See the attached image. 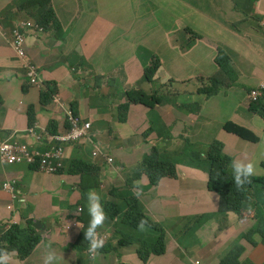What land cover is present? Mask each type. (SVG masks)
Listing matches in <instances>:
<instances>
[{
  "label": "crops",
  "instance_id": "0c3cea01",
  "mask_svg": "<svg viewBox=\"0 0 264 264\" xmlns=\"http://www.w3.org/2000/svg\"><path fill=\"white\" fill-rule=\"evenodd\" d=\"M50 1L59 17L57 25L43 20L48 29H30L25 46L27 58L38 69L39 82L56 80L62 88L58 101L44 107L40 104L42 88L30 84L11 47L19 22L28 20L42 27L37 22L38 6L32 0H0V60L9 59L5 67L8 76L0 73L5 78L0 79V136L18 133L23 141H29L25 134L30 105L36 107L38 132H48L51 120L62 131L67 123L61 105L76 102L81 119L104 136L113 163L93 159L89 174L82 178L74 172L78 160L67 147L63 170L57 175L27 165L0 164V224L42 223L41 243L30 257L21 260L16 252L6 250L12 253L11 264H43L49 248L64 256L68 264H142L137 255L139 244L129 237L137 233L152 240L155 234L147 229L133 232L123 225L114 227L115 197L106 175L122 178L120 172L134 171L153 148L164 155H180L191 144L203 153L214 141L222 143L224 153L236 160L256 159L253 153L259 145H249L222 125L233 120L257 133L261 144L264 120L249 112L248 96L234 102L225 114L219 97H232L243 93L242 88H258L264 82V0ZM113 1L116 4L110 7ZM98 5L103 10L96 14ZM92 23L100 32L102 27L116 25V44H96L85 25ZM217 57L225 60L224 67L216 63ZM15 60L18 63L12 67ZM156 60L160 67L154 81L147 83L145 69ZM19 74L25 78L13 79ZM203 86L221 88L220 94L206 97L198 93ZM129 90L157 94L162 103L153 112L141 105L131 106L124 124L111 120L106 108L126 104L124 93ZM150 120L155 132L146 135ZM176 170V179L165 178L153 188L146 176L131 178L146 215L165 232L167 254L152 258L150 264H193L189 252L199 256L207 244L212 246V259L202 264H219L238 241L243 249L241 264H264L260 237L240 238L256 227L251 208L241 216L229 214L226 220L216 218L203 225L187 220L188 227L198 231L190 241L185 231L176 234L181 219L218 211V198L208 191L206 174L187 168L181 160ZM10 180H17L13 192L2 189ZM90 190L100 194L108 215L101 232L105 243L95 258L80 232L85 223L78 221L73 211ZM83 219L90 223L88 201Z\"/></svg>",
  "mask_w": 264,
  "mask_h": 264
},
{
  "label": "trees",
  "instance_id": "16d2710c",
  "mask_svg": "<svg viewBox=\"0 0 264 264\" xmlns=\"http://www.w3.org/2000/svg\"><path fill=\"white\" fill-rule=\"evenodd\" d=\"M35 5L38 6V24L44 29H48V26L43 24L45 20L47 23L52 22L57 25L58 20L55 19V11L51 6L50 0H32ZM116 1L110 3V7L114 6ZM18 10H21L20 6H17ZM105 9V7H104ZM103 7L98 5L96 8V14L101 13ZM34 17L37 18V14L34 13ZM27 19V17H26ZM25 22H28L26 20ZM20 23V22H19ZM22 23V22H21ZM216 63L220 67L225 66V60L223 58H216ZM160 67V62L156 60L151 66L146 67L144 73V80L148 83H152L155 74ZM25 88V87H24ZM62 88H60L58 81H45L43 88L40 92V104L42 106H48L51 103L58 101V96L61 94ZM218 92L217 88H200L198 93L212 96ZM126 104L108 106L106 113L113 121H119L124 124L127 122V116L130 107L133 105H143L153 112L157 105L162 103V99L157 95H149L140 90H129L124 93ZM63 110L64 107L61 105ZM78 103L73 102L67 106L72 110L73 116L79 120L78 127L83 128V121L78 113ZM59 106H55L58 109ZM249 112L259 115L264 120V90L261 96L249 106ZM28 125L33 127L37 123L36 107L30 105L27 110ZM67 127L70 131L74 130V126L70 123L66 117ZM223 129L229 133L237 135L239 138L249 141V145H259L260 138L257 133L238 125L232 121H227L223 124ZM48 132L50 134H56L58 132V125L54 120H51L48 124ZM155 132V123L150 120V129L146 135H150ZM7 135L0 136L5 138ZM68 148L72 152V158L78 160V166L75 167V173L79 174L82 178L89 174L92 166V160L95 156L103 151H107L105 146L104 136L96 133L93 130L88 131L82 138L77 141H71L68 143ZM183 161L188 167L195 168L205 172L208 175V190L217 195L219 198L218 213L215 215H206L203 217H192L189 219H181L178 223V231H185L187 240L190 241L196 237L197 230L188 227L187 220L203 225L206 222L212 221L216 218L226 220L230 213L241 215L246 211L249 206L247 201L249 200L246 195V191H238L233 186V173L231 166L233 159L224 154V145L220 142L214 141L207 149L205 153H200L194 149L191 144H188L182 154H162L157 148H153L151 154L145 156L143 161L134 171H123L118 174L106 175V178L110 181L112 192L115 197V204L113 207V221L114 227L118 229L122 225L129 231L138 232L137 227L141 219H146L148 222L147 230L155 234L154 239L147 238L144 240L138 236L137 233L130 236L129 239H136L139 248L137 255L142 264H150L152 258H160L167 254V246L165 241V234L163 229L154 224L146 215V211L142 203L138 200L136 192L138 189L132 185V176L135 179H141L143 175L147 176L150 187H156L161 180L165 178L176 179L177 171L176 165L179 161ZM0 164L5 167L13 166L10 164H3L0 160ZM264 171V161L261 164ZM219 173V176H217ZM248 190L253 191L255 195V204L252 209L256 212L257 226L254 231L242 237V239H250L251 236L259 235L262 238L261 243L264 245V174L252 181ZM139 192V191H138ZM4 224H0V249H9L16 251L18 257L21 260H26L34 251L35 248L41 243L40 230H42V223L35 222L34 220H27L23 225H11L8 229H4ZM199 247H203L200 243ZM211 245L207 244L203 247L204 251L196 256V254L189 252V259L202 264L204 260L212 259ZM200 252V249H198ZM243 253V249L240 247V242L234 243L233 248L228 252L224 259L219 261V264H241L239 262ZM245 264H253L246 262Z\"/></svg>",
  "mask_w": 264,
  "mask_h": 264
},
{
  "label": "clouds",
  "instance_id": "9594fccd",
  "mask_svg": "<svg viewBox=\"0 0 264 264\" xmlns=\"http://www.w3.org/2000/svg\"><path fill=\"white\" fill-rule=\"evenodd\" d=\"M34 25L32 27L30 26H27L24 28L23 30V34L21 36L22 38V42L21 44L19 45L18 49H17V52L15 53L14 51V54H15V57L21 61L23 63V66H24V70L26 71V76L27 78L29 79L30 81V84L33 85V86H38V87H41L43 88V84H41L39 82V79H38V69L37 67L27 58L26 56V52H25V46H26V37H27V32L30 30V29H35V30H40L42 31L44 28L41 27V28H37L35 26V22H32ZM19 24H28V22H20L18 23L17 25ZM16 27V26H15ZM218 58V57H217ZM155 62V61H154ZM153 62V63H154ZM157 73V72H156ZM156 75V74H155ZM155 79V78H154ZM154 81V80H153ZM148 83V82H147ZM202 88H207L205 86H203ZM200 89V88H199ZM198 89V90H199ZM218 89V92L216 94H213L212 96H215V95H219L220 94V89L221 88H217ZM246 89V96H248V100H249V106L252 102L256 101L262 94V91L264 90V82L258 87V88H244ZM251 91V93H249V91ZM141 91V90H140ZM144 92V91H143ZM146 93V92H145ZM148 94V93H146ZM149 95H153V94H149ZM204 95V94H202ZM206 97H208L207 95H205ZM212 96H209V97H212ZM221 96V95H220ZM224 98H228L226 97L225 95H223ZM236 96V95H235ZM234 97V96H232ZM161 98V97H160ZM161 105V104H160ZM134 106V105H133ZM143 106V105H141ZM159 106V105H157ZM156 106V107H157ZM145 107V106H144ZM147 108V107H146ZM156 109V108H155ZM259 116V115H258ZM262 118V117H261ZM227 121H232L234 123H236L235 121L233 120H227ZM225 121V122H227ZM224 122V123H225ZM223 123V124H224ZM238 124V123H236ZM240 125V124H238ZM37 126V125H35ZM243 126V125H241ZM245 127V126H243ZM222 128H223V125H222ZM248 129V128H247ZM224 130V129H223ZM250 130V129H249ZM48 131V130H47ZM252 131V130H251ZM227 132V131H226ZM253 132V131H252ZM229 133V132H228ZM232 134V133H231ZM10 135V134H9ZM235 135V134H233ZM8 136V135H7ZM6 136V137H7ZM237 136V135H235ZM5 137V138H6ZM238 137V136H237ZM239 138V137H238ZM3 139V138H2ZM241 139V138H240ZM243 140V139H241ZM246 141V140H244ZM249 142V141H248ZM212 144V143H211ZM210 144V145H211ZM208 145V147L210 146ZM68 147L65 146L64 149H62L61 153L59 156H54L53 158H47L45 156H40L38 158H36L34 160V162L31 164V166L29 167H32L44 174H47V175H57L59 174L62 170H63V164H64V161L66 159V148ZM207 147V149H208ZM206 149V151H207ZM205 151V152H206ZM203 152V153H205ZM202 153V152H200ZM151 154V153H150ZM225 154V153H224ZM226 155V154H225ZM148 156V155H147ZM228 156V155H227ZM230 157V156H229ZM99 158H103L106 160V162L108 164H112L113 163V159H111L107 152L106 151H103V152H100L98 153L96 156H95V159H99ZM232 158V157H231ZM233 159V162H232V168H233V186L236 190L242 192V191H246V195H247V198L249 199L247 201V204L249 206V208L252 209L253 205L255 203H250V198L248 197V195L250 193H253V191L251 190H248V186L249 184L254 181L255 179L261 177V169H262V166L259 165V164H256L255 163V160L256 159H251L249 157H245L244 160H236L235 157L232 158ZM1 160V159H0ZM235 160V161H234ZM143 161V160H142ZM264 161V159L261 160V163ZM141 164V163H140ZM19 165H26V164H19ZM28 166V165H27ZM177 166V165H176ZM186 166V165H185ZM139 167V166H138ZM137 167V168H138ZM187 168H191V167H188L186 166ZM192 169H195V168H192ZM195 170H198V169H195ZM177 171V170H176ZM198 171H201V170H198ZM263 171V169H262ZM203 172V171H201ZM204 174H206L205 172H203ZM263 174H264V171H263ZM207 175V174H206ZM145 176V175H143ZM217 176H219V173H217ZM147 177V176H146ZM208 177V175H207ZM5 183V182H4ZM3 183V184H4ZM2 184V189L3 190H6V191H9V192H13L14 191V188H15V185L12 186L11 188H5ZM207 189H208V183H207ZM209 191V190H208ZM210 192V191H209ZM211 193V192H210ZM139 192L137 191L136 192V195L139 196ZM213 194V193H211ZM254 194V193H253ZM215 195V194H213ZM217 198L218 196L215 195ZM255 196V195H254ZM24 201V200H23ZM88 201V212H89V217L91 218L90 220V223H86L85 220L83 219V216H84V209L86 208L87 204H85V202ZM256 202V200H255ZM85 206V207H84ZM218 206H219V198H218ZM248 208V209H249ZM247 209V210H248ZM246 210V211H247ZM73 211L75 214H77L76 216V219L78 221H84V226H82L80 228L79 224L77 223V227L80 228V232H81V235H82V238L84 239V241L89 245V253L93 256V258H95L96 255L99 254V251L103 249V246H104V243H105V240L104 238L101 236V232L104 230V228L106 227V224L108 223V215L105 211V208L102 204V201H101V196L99 193H97L95 190H90L88 195H87V198H84V200H82V203L81 205L79 206H76V207H73ZM244 211V212H246ZM243 212V213H244ZM252 212L253 214H255V220H256V212H254V210L252 209ZM218 211L215 213L217 214ZM242 213V214H243ZM215 214H208V215H215ZM230 214H234V213H230ZM241 214V215H242ZM237 215V214H235ZM241 215H238V216H241ZM206 216V215H205ZM148 217V216H147ZM203 217V216H202ZM215 220V219H214ZM214 220L212 221H209V222H213ZM208 223V222H206ZM25 224V223H24ZM205 224V223H204ZM13 225V224H12ZM16 225V224H15ZM11 226V225H10ZM9 226V227H10ZM148 226V222L146 219H141L137 225L138 229L140 231H144L146 229V227ZM256 226H257V220H256ZM9 227H5L4 225V229H8ZM162 228V227H161ZM256 228V227H255ZM163 229V228H162ZM255 230V229H254ZM253 230V231H254ZM1 231V230H0ZM41 231V230H40ZM39 231V232H40ZM164 231V229H163ZM252 232V231H251ZM250 232V233H251ZM165 234V232H164ZM0 235H1V232H0ZM41 235V234H40ZM248 235V234H247ZM256 236H259V235H256ZM260 237V236H259ZM242 239V237H240ZM261 241H262V238L260 237ZM42 240V238H41ZM260 241V243H261ZM240 242V241H238ZM262 244V243H261ZM263 245V244H262ZM39 246V245H38ZM37 246V247H38ZM9 250V249H8ZM8 250L6 249H0V264H11V261L13 259L12 257V253L9 252ZM35 250V249H34ZM13 251V250H11ZM16 252V251H14ZM17 253V252H16ZM33 253V252H32ZM18 254V253H17ZM30 257V256H29ZM20 259V258H19ZM61 260H64L66 261V264H68V261L65 260L64 256H58L56 251L54 249H51L49 248L47 251H46V254L44 256V261H43V264H60V261ZM193 264H201L199 262H196L194 261Z\"/></svg>",
  "mask_w": 264,
  "mask_h": 264
},
{
  "label": "built area",
  "instance_id": "2783aa9c",
  "mask_svg": "<svg viewBox=\"0 0 264 264\" xmlns=\"http://www.w3.org/2000/svg\"><path fill=\"white\" fill-rule=\"evenodd\" d=\"M33 23L19 24L13 30L11 47L16 53L22 42V34L25 27H32ZM65 117L74 126L70 131L67 126L56 134L49 132L40 133L38 127H29L25 137L29 141H23L22 136L18 133L8 135L6 138H0V159L3 164L19 165L26 164L31 166L34 160L40 156L53 158L59 156L62 149L71 141H77L82 138L88 131L92 130V123H84L83 128H79V120L73 116L69 107H64ZM17 183V180L6 181L3 186L11 188Z\"/></svg>",
  "mask_w": 264,
  "mask_h": 264
},
{
  "label": "rangeland",
  "instance_id": "374dc122",
  "mask_svg": "<svg viewBox=\"0 0 264 264\" xmlns=\"http://www.w3.org/2000/svg\"><path fill=\"white\" fill-rule=\"evenodd\" d=\"M16 1V0H14ZM56 20H59V17L56 15L55 16ZM84 23H81V29L83 27ZM87 27L88 32L93 36V39L95 41L96 44H103V43H109V42H113L115 41V44L117 42V34H116V29L117 26L113 25V26H109V27H102L104 28L103 31H99L98 28L96 27V25L94 26L93 23L92 24H85ZM9 63V59L7 57H4L3 60H0V73L4 76H8L6 73V65ZM17 61L15 60L12 63V67H14L15 65H17ZM2 75H0V79H5ZM14 78H19V79H24V75L23 74H19V75H15L13 77ZM256 89V88H255ZM245 89L242 88V92L243 93H239L238 95L234 96V97H228V98H224L223 95H221L219 97V100H221L222 102V110L223 113H227L233 106H234V102H237L238 100H240L243 95H246V91H244ZM252 90L249 91V93H251ZM252 152V150H250ZM253 155H257L255 163L261 165V157H264V141L259 144V147L257 148V150L253 153ZM235 161V160H234ZM231 170L233 171V168L231 167ZM261 175H263V171L261 169ZM248 197L250 198V203H255V196L253 193H250L248 195ZM85 204H87V202H85ZM90 263H92V259H90Z\"/></svg>",
  "mask_w": 264,
  "mask_h": 264
},
{
  "label": "flooded vegetation",
  "instance_id": "af4514ba",
  "mask_svg": "<svg viewBox=\"0 0 264 264\" xmlns=\"http://www.w3.org/2000/svg\"><path fill=\"white\" fill-rule=\"evenodd\" d=\"M21 62V61H20ZM22 63V62H21ZM22 67H23V69H24V66H23V63H22ZM22 67H20V70H22Z\"/></svg>",
  "mask_w": 264,
  "mask_h": 264
}]
</instances>
